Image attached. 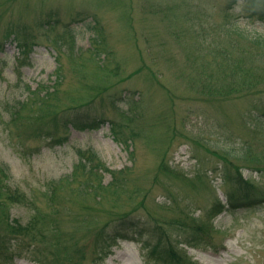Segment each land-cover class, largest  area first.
<instances>
[{
    "label": "rangeland",
    "instance_id": "374dc122",
    "mask_svg": "<svg viewBox=\"0 0 264 264\" xmlns=\"http://www.w3.org/2000/svg\"><path fill=\"white\" fill-rule=\"evenodd\" d=\"M231 1L0 0V41L10 32L27 34L31 50L20 78L11 68L0 76V163L9 174L0 170V185L7 186L0 220L4 214L23 226L31 220L32 232L45 237L28 246L32 253L39 250V259L51 264L52 251L57 264H166L155 259L171 251L192 262L181 264H264V207L212 212L215 201L224 203L234 188L225 173L250 179L256 191L244 201L264 192V122L257 120L264 113V86L211 96L202 92L196 73L198 57L210 58L208 49L220 36ZM248 8L237 1L229 14L230 22L237 20L233 31L264 37V23L239 19ZM93 19L103 59L89 50ZM68 30L73 52L58 54L54 41L70 42ZM17 52L15 43L7 42L0 60L11 64ZM58 66L62 79L48 100L40 103L33 92L12 122L6 104L24 98L26 85L31 90L53 85ZM116 105L132 111L130 116H121ZM72 111H91L102 124L85 131L59 126L56 136L67 139L53 147L39 137ZM128 139L130 148L123 143ZM245 146L253 158H234ZM79 148L93 149L110 170H126L115 189L118 196L107 187L108 173L98 178L103 189L97 196L80 192L84 175L67 183ZM90 184H96L94 177ZM14 191L22 200L8 198ZM122 219L135 227L117 246L103 248L99 236ZM191 222L204 231H193ZM5 232L17 247L0 226ZM8 246L0 243V264H34Z\"/></svg>",
    "mask_w": 264,
    "mask_h": 264
},
{
    "label": "trees",
    "instance_id": "16d2710c",
    "mask_svg": "<svg viewBox=\"0 0 264 264\" xmlns=\"http://www.w3.org/2000/svg\"><path fill=\"white\" fill-rule=\"evenodd\" d=\"M184 1V0H182ZM238 0H232L231 3L226 5V9L223 11V20L224 24L220 27V36L214 39L209 51V60L203 61V57L206 55L199 56L196 63L199 65V71L196 72L198 75V81L200 83V88L202 92L211 96H227L229 94H236L246 91H251L257 89L261 86H264V37L255 36L248 37L243 36L242 34H236L233 31L232 24H235L237 20L230 22L229 14L233 13L232 10L236 8V3ZM248 5V10H246L245 15L241 19L242 21H248V19H256L259 23H264V0H242ZM92 29L95 32L93 35V40L91 42V55L94 57H100L102 54L99 52V37L97 33L98 22L93 19ZM70 31V30H68ZM71 32V41L65 40H55V48L59 53L65 54V49H69L73 52L74 35ZM9 41H14L18 47V57L14 58L13 63L10 64L9 61L0 60V76L5 72V70L11 68L12 73L16 78L21 77L19 72L25 66H29L28 58L30 46L28 42V36L24 37L19 32H10L5 35L4 40L0 41V50H3L5 43ZM79 54V53H77ZM102 57V56H101ZM104 57V55H103ZM102 57V59H103ZM196 60V58L194 59ZM12 66V67H10ZM59 66L55 69L53 85L46 86L44 84L38 85L34 90H31L29 86L26 85L27 94L24 98H13L14 101H11L6 104L5 110L8 115H10V120L16 122L20 114L24 109L29 106L33 96V92L38 91V99L40 103H44L48 100L49 95L55 91L56 83H58L62 77L58 74ZM118 105V104H117ZM115 106V108L120 112L121 116L128 118L132 111L128 109L123 110L122 108ZM48 111H51L50 107H46ZM72 114H64L61 116L55 123V128L52 132H39V137H43L49 140V146L61 145L67 138H61L56 136V130L61 126L63 129H69V126L76 131H85L90 129H98L102 120L96 118L91 111H87L84 114L80 112H70ZM134 120V118H133ZM257 120L259 122H264V113L258 114ZM135 121V120H134ZM111 129L113 134L117 136L116 125L111 123ZM130 138V137H129ZM129 140V141H128ZM123 140V143L130 148L131 139ZM128 142L130 144L128 145ZM252 151L249 146L241 148L237 155L234 158L239 160H250L253 158L251 155ZM132 154V149L129 152V155ZM77 163L74 168L73 173L70 177L67 178V183L76 182L80 175H84L85 182L83 187L80 186V192L85 194L87 192H93L95 196L98 195L99 191L103 189L101 187L98 178L99 176H104V174H110L111 181L107 184L108 188H112L113 193L118 196V191L116 187L119 185L120 177H122L126 170H120L115 172L110 170L102 162L98 154L91 148L86 149H77L76 150ZM132 159V158H131ZM1 172L8 177V168L0 163ZM261 172V171H258ZM94 177L96 184H90V178ZM224 180L229 181L231 185L234 186L233 190L225 193V202L222 203L219 199L215 201L212 206V212L215 215H220L221 213H230L238 209H245L247 207L261 208L264 207V192L261 195L256 197H250L248 201H244L243 197L245 195H250V193L255 192L254 185L251 183L249 178H244L242 173L224 174ZM6 185H0V207L3 206L2 194L5 192ZM56 185L52 183L48 188L49 200L53 203L56 198ZM9 199L13 201L22 200V195L17 191L9 192ZM32 221L22 225L15 218L10 216L5 217L0 220V226H5L7 233L14 236V243L17 247H13V243L8 240L5 233H0V243H9V248L18 254L19 257H24L28 261L34 264H46V260L39 259L37 254L39 253L38 249H35L32 253L28 246L31 242L38 243L45 240V237H40L37 235V232H32ZM135 227V224H131L126 219L114 224L109 232L103 233L99 236V242L102 244L103 248L109 249L110 247L117 246L119 241H124L126 239V232L132 227ZM190 227L193 231L203 232L204 228L201 225H196L193 227V222L190 223ZM145 233V232H144ZM28 241V245L26 242ZM186 244H192L191 240H185ZM37 245V244H36ZM35 245V246H36ZM196 247L193 246V248ZM23 253H27L23 255ZM53 260L51 264H57V256L53 254ZM105 255L108 252H104ZM154 257L156 253L152 254ZM164 260L166 264H181V260H188L190 263L191 260L185 255L181 257L179 254L174 252H167L161 257H157L155 260L160 261Z\"/></svg>",
    "mask_w": 264,
    "mask_h": 264
}]
</instances>
